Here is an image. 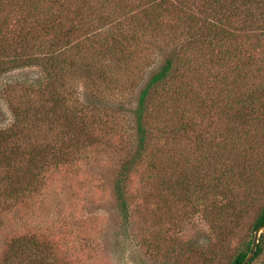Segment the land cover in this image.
I'll list each match as a JSON object with an SVG mask.
<instances>
[{"label": "rangeland", "instance_id": "1", "mask_svg": "<svg viewBox=\"0 0 264 264\" xmlns=\"http://www.w3.org/2000/svg\"><path fill=\"white\" fill-rule=\"evenodd\" d=\"M171 2L176 6L171 11L150 7L141 12L144 28H154L146 42L133 44L132 33L124 30L121 41L130 40V53L117 49L105 80L97 74L76 75L79 69L72 68L63 77L72 84L64 95L66 103L53 96L59 84L54 81L55 85L46 88L51 80L41 66L10 69L0 76V130L15 122L13 104L29 110L38 125L21 129V150L0 155V264H231L246 248L253 223L264 208V82L254 65L257 59L264 62L260 18L254 4L252 14L249 5L243 6L244 13L226 26L228 39L238 48L233 46L221 57L218 51L198 46L203 49L197 52L198 59L192 45L183 47L190 36L181 32L185 28L182 21L190 23L191 12L200 14L206 1ZM58 5H52L55 19ZM20 6L17 0H0V19L13 15L11 21L4 20V33L0 32L5 44L19 47L16 42L25 27L38 30L33 37L42 48L68 28L74 42L84 36L71 26L72 8L68 18L61 12L60 29L47 14L48 20L32 13L26 21ZM203 19L198 23L203 25ZM124 22V28L131 23ZM133 23L138 26L139 20ZM251 23L255 30L249 31L246 25L251 27ZM102 37L80 42H85L89 52L90 46H99L96 41L103 42ZM214 43L220 45L221 38ZM238 49L241 55L234 53ZM185 51L184 59L192 62H179L178 70L158 90L149 104L150 121L158 115L169 118L172 126L165 136L171 144L181 143L188 149L179 168L183 180L194 182L190 177L195 176L194 167L201 172L203 159L206 169L210 164L225 168L224 188L209 190L199 183L210 204L205 206L197 193L187 197L181 192L176 184L179 171L166 169L165 164L152 168L138 162L126 174L120 196L115 188L119 172L137 147L129 110L136 109L140 86L151 69L168 55ZM70 54L67 51L68 58ZM245 63L246 80L236 68ZM132 68L141 71L130 73ZM77 77L82 78L78 81ZM7 85L12 90L9 98L3 92ZM248 88L257 94L249 97L260 101L254 100L240 118L242 111L235 105L226 111L222 95ZM40 89L46 90L43 96ZM195 95L203 100H196ZM192 96L196 101L188 105ZM158 144H152L155 150ZM206 207L211 213L204 212ZM257 232L253 236L264 239V228ZM250 264H264V251Z\"/></svg>", "mask_w": 264, "mask_h": 264}, {"label": "trees", "instance_id": "2", "mask_svg": "<svg viewBox=\"0 0 264 264\" xmlns=\"http://www.w3.org/2000/svg\"><path fill=\"white\" fill-rule=\"evenodd\" d=\"M93 1H95V3H90L92 2V0H43L42 3L40 0H17L18 3H21L19 11L25 12L23 19H26V21H28L29 16H33L32 13H34V16H38L41 19L48 20V17L45 16V14H47L50 16L49 18H54L56 23L55 26H58L60 29L61 23H59L58 18L61 17V12L63 17L68 18V15L66 14H68L70 9L72 8L73 10L71 11V26L75 27L76 32L82 30L84 36L80 38L79 41L77 40V42H74L71 39L72 35L69 31L70 28H68L67 30H65L66 33H63L61 31L60 35H56V38L49 39L45 45H42V48L40 44H36L34 40L35 38L33 37V33L37 32L38 30L36 29L37 31H32L31 28L25 27L16 42V45H19V47H14L9 43L5 44V40L0 39V76L3 73L8 72L10 69L25 68L34 65L41 66L47 71L51 80V84L46 88L50 87L55 81L57 85L59 84V86H56L55 83H53V85H55V90L53 89V96L55 98L59 96L60 101L62 100V102L66 103L65 100L67 99V97L64 95L67 94V90L72 86V84H69V81L64 80L63 77L71 73V70H73L72 68L77 67L79 69V72L76 71L74 73L76 75L81 76V74H79L80 72H82V74L85 73L86 75L84 76L88 77L92 74H97V78L99 80H105V78L109 76L107 71L112 68L111 61L113 57L116 56L117 49L121 47L123 49V54L130 53V48H128V46L130 45L128 44V42L130 40H126L125 42L121 41L124 30L126 29L128 30V32L132 33L131 38L133 39L131 40L135 45H139L143 41L146 42L147 37L150 38V32L154 31V28L153 30L144 28L145 23H143V21L141 20V12L149 10L150 7L159 9L163 8V11H171L176 7L171 2L172 0H144L142 2L141 0ZM203 1H206V7L203 11H200V14L192 11L190 15L191 22L186 24L184 19L182 21V25H184L185 28L181 32H187V34L190 36L188 42L184 44L183 47L186 45H192L194 48V53L203 50L198 46H204L206 48H209L212 52L218 51L219 55L221 57H224L230 53L233 46L237 47L235 43L230 42V40L228 39L229 31L226 26H228L232 22L231 20L232 18H234V16H238L239 14L244 13L243 6L246 5L250 6V14L253 13L252 4L255 5L258 17L260 18L259 29L264 32V26H262L264 25V0ZM55 2H59L57 12V15L59 17H57L56 19L55 14L52 12V5L53 3L55 5ZM236 3H238V7H236ZM233 7L235 9L234 11L231 10ZM19 11L18 13H20ZM11 15L12 12L9 13L6 17L0 19V32L4 33V30L2 28L3 24H5L4 20L6 19L7 22L11 21ZM201 16L204 17V19L202 20L203 25L198 23L199 21L201 22ZM247 19L250 20L249 16L247 17ZM125 20L128 22L131 21V23L127 24L124 28L123 25L125 23ZM137 20H139L138 26L134 25L133 23ZM246 26L248 27L249 31H252V29L255 30L253 25L251 27L249 25ZM242 28L246 29V27ZM41 29H44L46 31V28H44L43 26L41 27ZM51 31H53V29H50V32ZM169 31L170 30L167 29L165 32ZM216 32H218L219 34L222 33V36H218L219 34L217 35ZM169 34L170 33H168L165 38L169 37ZM101 36H103V42L96 41L99 46H90L89 52H87V50L85 49V42H80L83 39L88 40L89 37H98L100 39ZM177 36L181 37V35ZM219 38H221L222 43L220 45H217L214 43V40ZM172 42H175L176 44L179 41L177 42L176 40H172ZM112 44H114V48L110 50L109 47H111ZM19 50H21V52H19ZM67 51L71 53V58H68V56L66 55ZM82 53L84 54L83 56L81 55ZM186 53L187 51L183 52V55H180V53H178V56L167 54L168 56L164 58L165 60L163 61V63L159 64L157 68L151 69L148 74L150 76L147 79L146 83L140 86L139 96L136 101L137 107L136 109H130V114L128 115V120H130L131 124L134 125L131 129L132 134L137 141V147L133 158L130 161L124 163L123 167L121 168L122 171L119 172L120 178L115 188L116 191L119 192L120 196H122V193L124 191L126 174L130 172V168L135 163L142 162L148 167L152 168L158 164H165L166 169L172 168L176 171H179L180 173L179 168L182 167V160L185 158V156H187L188 149H185V147H183L181 143L171 144L172 142H170L169 138L165 136L164 132H166L170 127L169 125H171L169 118H163V116L158 115L155 121H150V118L152 119L153 116L150 115L149 104L151 105V102L158 90L168 82V78L172 77L173 74L178 70V66L180 64L179 62H192L189 59H184V55L186 56ZM234 53L240 54L239 49ZM111 54L112 56L109 58ZM86 55L87 57L85 58L84 64L82 63V58ZM199 58L200 56L198 54V59ZM195 60L197 59H194V62H197ZM240 60L241 59H239V61ZM100 61L105 62V64L100 65ZM254 61V65H256V71H259V77L262 79L260 80L264 82V62L259 59ZM236 68L238 76H241V79L246 80V63L239 65ZM139 71H141L139 68H132L130 73ZM77 78L78 81H80L82 77ZM87 87L90 88L88 84ZM3 92L4 95L9 98L11 96L12 90L7 85L3 89ZM39 92L40 95L43 96L46 93V90L40 89ZM223 95L221 99L225 101V103L223 104L225 105V107H227L226 111L230 110L233 105H235L238 111H242V113L238 115L239 118L242 114H244L246 109L252 108L251 106L253 105L252 103L254 100H257L258 102L260 101L258 97L253 100L249 97L257 96L255 91H251L249 88L244 92L234 90L232 94ZM87 96H90V94H88ZM185 97L188 98L189 96ZM195 99L203 100L201 99V97L199 99L198 95H195ZM196 100H194V96H192V98L187 101V104L194 105V102ZM160 104L163 105V103L161 102ZM11 109L15 116V122L7 130H0V155L3 156H10L12 153L16 152L15 150H21L22 145L18 143V137L22 128H37L38 126L36 125L37 123H35V119H33V116H30L29 110L24 109V107L20 105L14 104L11 105ZM228 116L229 121H232L233 117H231L230 114H228ZM253 121H258L255 116L253 118ZM152 123L157 124L158 127L154 128ZM221 137H224V135H222ZM159 141L161 142L160 144H158ZM234 142L236 141L234 140ZM152 144H158L156 150L154 149L155 146L153 147ZM209 145L210 144L206 143V147L208 146V148L211 147L212 149L213 146L210 145L209 147ZM194 172L195 176L190 177L191 181L194 178V182L192 184H190L189 181L183 180L182 174H179L177 172L179 178L176 184L177 186L181 187V192L183 191L187 197H191L190 193H192L193 195L197 193L196 197L201 199V203H203L205 206H210L209 201L205 200L207 198L205 191L199 189V183L201 184V187H203V184L209 190L211 188L217 190L218 187L224 188V186H221V184L222 180L225 178V168L217 166V164H210V166L206 169V162L202 159L201 172L197 173L195 167ZM200 177L201 182H199ZM121 204V207L126 210L125 202H122ZM204 212L209 214L211 213V210L206 207L204 209ZM262 228H264V208L261 210V212H259L255 222L253 223V226L251 228L252 235L250 240L246 244V248L235 255V257L231 261V264H243L246 261L247 257L252 251V247L256 239L253 236V232L259 231ZM263 242V235H261L260 240L256 244L254 254L247 262V264H250L252 261H254L264 251V247L262 244ZM211 253L214 255L213 252ZM211 258L214 257L212 256Z\"/></svg>", "mask_w": 264, "mask_h": 264}, {"label": "water", "instance_id": "3", "mask_svg": "<svg viewBox=\"0 0 264 264\" xmlns=\"http://www.w3.org/2000/svg\"><path fill=\"white\" fill-rule=\"evenodd\" d=\"M259 233V231L256 233V235ZM258 240L257 238L255 239V242L253 244V247H252V251L250 252L249 256L247 257L246 261L243 263V264H247V262L251 259V257L253 256L254 254V251L256 249V244H257Z\"/></svg>", "mask_w": 264, "mask_h": 264}]
</instances>
